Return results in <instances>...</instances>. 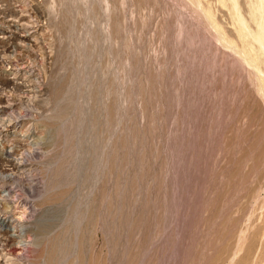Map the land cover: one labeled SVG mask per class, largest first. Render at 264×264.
I'll use <instances>...</instances> for the list:
<instances>
[{"label": "rangeland", "instance_id": "374dc122", "mask_svg": "<svg viewBox=\"0 0 264 264\" xmlns=\"http://www.w3.org/2000/svg\"><path fill=\"white\" fill-rule=\"evenodd\" d=\"M0 264H264V0H0Z\"/></svg>", "mask_w": 264, "mask_h": 264}, {"label": "bare ground", "instance_id": "6f19581e", "mask_svg": "<svg viewBox=\"0 0 264 264\" xmlns=\"http://www.w3.org/2000/svg\"><path fill=\"white\" fill-rule=\"evenodd\" d=\"M52 184V183H51ZM50 187H51V185H50ZM41 193V192H40ZM43 193V192H42ZM12 198V197H11ZM13 200V199H12ZM11 204V203H10ZM8 206H9V204H8ZM10 208V207H9Z\"/></svg>", "mask_w": 264, "mask_h": 264}]
</instances>
